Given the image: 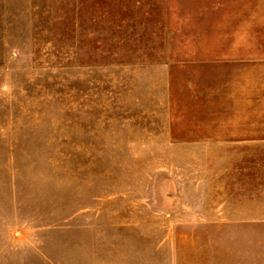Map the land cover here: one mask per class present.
<instances>
[{
  "label": "rangeland",
  "instance_id": "obj_1",
  "mask_svg": "<svg viewBox=\"0 0 264 264\" xmlns=\"http://www.w3.org/2000/svg\"><path fill=\"white\" fill-rule=\"evenodd\" d=\"M260 139L264 0H0V264H264Z\"/></svg>",
  "mask_w": 264,
  "mask_h": 264
},
{
  "label": "crops",
  "instance_id": "obj_2",
  "mask_svg": "<svg viewBox=\"0 0 264 264\" xmlns=\"http://www.w3.org/2000/svg\"><path fill=\"white\" fill-rule=\"evenodd\" d=\"M264 144V139L259 140ZM246 168V191L236 196L235 186L232 190L231 211L232 225L257 226L264 229V153H257L254 159L248 156ZM240 209V210H239ZM237 210V217L235 211ZM247 249L264 261V233L255 234L253 240L247 239Z\"/></svg>",
  "mask_w": 264,
  "mask_h": 264
}]
</instances>
